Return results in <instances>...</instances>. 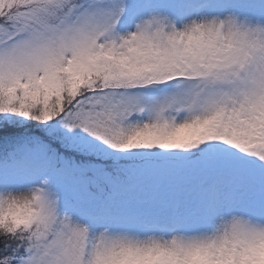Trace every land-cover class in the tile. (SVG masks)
<instances>
[{"label": "snow or ice", "instance_id": "obj_1", "mask_svg": "<svg viewBox=\"0 0 264 264\" xmlns=\"http://www.w3.org/2000/svg\"><path fill=\"white\" fill-rule=\"evenodd\" d=\"M0 264H264V0H0Z\"/></svg>", "mask_w": 264, "mask_h": 264}]
</instances>
